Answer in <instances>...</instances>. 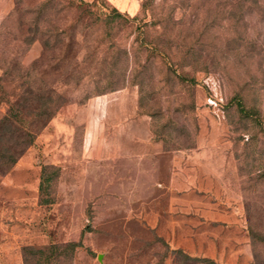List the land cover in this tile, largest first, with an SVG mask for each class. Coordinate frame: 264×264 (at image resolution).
I'll list each match as a JSON object with an SVG mask.
<instances>
[{"label": "rangeland", "instance_id": "obj_1", "mask_svg": "<svg viewBox=\"0 0 264 264\" xmlns=\"http://www.w3.org/2000/svg\"><path fill=\"white\" fill-rule=\"evenodd\" d=\"M40 1L0 0V117L14 128L9 103L34 78L19 74L42 51L21 25ZM83 1L122 17L87 15L70 57L51 48L33 71L64 103L0 171V264H25L23 245L42 248L27 264H175L174 248L264 264V15L250 0ZM66 10L42 27L72 22Z\"/></svg>", "mask_w": 264, "mask_h": 264}, {"label": "trees", "instance_id": "obj_2", "mask_svg": "<svg viewBox=\"0 0 264 264\" xmlns=\"http://www.w3.org/2000/svg\"><path fill=\"white\" fill-rule=\"evenodd\" d=\"M239 1L242 3L248 0H238V2ZM250 1L254 3V13L264 15V0ZM241 3L239 4L241 5ZM67 8L74 9L76 12L75 18L72 19V22L64 23L59 26L52 24L50 28L42 27L41 21L43 20V13H45L47 9H54L55 12L59 14L67 11ZM240 8L243 10L241 6ZM102 12L103 11L101 10L98 11L96 9H92L90 3L83 0H78V2L75 0H42L38 3L35 10H33V15L28 24L23 23L21 25V29L25 28L26 32L29 33L28 35H24V37H22V42L28 46L36 38H39L42 42V51L41 54L31 62L30 68L23 69V73L19 74L25 76H31L32 74L34 77L33 82L25 85L18 98L9 103L8 111L5 114L6 117L9 116L11 120L18 123L17 127L14 128L10 126L11 124L4 116L0 117V140L10 142V145L0 146L1 172L8 171L15 164L26 148L33 142L39 131L47 125L49 120L64 103L63 95L56 92L55 87L47 84L46 81L38 79V76L34 75L33 71L38 73V64L44 61L47 50L51 48L57 46L60 48V51L56 55L57 59L67 60L70 57L68 51H66L68 45L72 43H79L87 39L86 33L81 31L83 28L87 27L90 22L92 23V21H84V18L87 15H89V17L92 15L95 21L98 20L100 16H105L102 18L105 22L108 20L111 21V19L113 20L115 17H122V14L116 9H113L112 12ZM46 18H48V16L44 17V19ZM18 21H21V19H18ZM73 22H75L74 28H76V26H78V28L75 30V33H69V29L72 27L71 25ZM78 36H80V39ZM96 46L98 47L99 45L97 44ZM142 46H146L151 54L155 56H159L164 53V50L159 47L158 44L144 43ZM108 47H110L112 49L111 51H113V53L110 54L112 62L113 59L115 60L118 58V51L121 50L114 44H111ZM123 53L127 55L128 52L124 49ZM104 59H106V55L101 57V61ZM64 77L68 80L73 79L75 81H79L82 79L83 74L78 73V75L75 76L72 75V71H68ZM97 81H99V78ZM107 84H109L108 87L98 90L105 92L106 90H112L119 85V83H114L113 79H108ZM28 94L31 99L28 100V102H25ZM54 244L55 243H52L49 247H55L56 245ZM76 245H78V243L74 241H67L64 244V247L66 250L73 251ZM35 251H42V248L35 249L31 245L22 246V255L25 264H27V255ZM172 252L174 253L175 264H223L209 256L192 255L181 248H174Z\"/></svg>", "mask_w": 264, "mask_h": 264}]
</instances>
